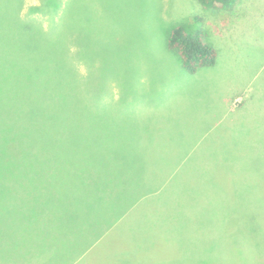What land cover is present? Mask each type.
Masks as SVG:
<instances>
[{"label": "rangeland", "instance_id": "1", "mask_svg": "<svg viewBox=\"0 0 264 264\" xmlns=\"http://www.w3.org/2000/svg\"><path fill=\"white\" fill-rule=\"evenodd\" d=\"M17 1L0 0V27L14 29ZM238 2L228 11L240 22L230 35V13L226 20L228 12L196 0L20 1L19 18L42 35L34 47L75 72L68 83L50 80L40 136L0 159L1 264L19 253L22 264H264V145H232L264 124L253 114L264 107V0ZM163 10L186 16L188 32L210 31L214 69L183 70L165 41L177 22L162 24ZM221 22L223 34L215 32ZM2 52L12 60L11 47ZM235 94L224 122L240 117L222 131L205 110L220 112ZM216 138L225 145H212ZM197 142L209 146L203 174L184 196L172 182L175 203L162 204L159 191L155 207L140 211L139 148L155 149L156 162L198 153Z\"/></svg>", "mask_w": 264, "mask_h": 264}, {"label": "trees", "instance_id": "2", "mask_svg": "<svg viewBox=\"0 0 264 264\" xmlns=\"http://www.w3.org/2000/svg\"><path fill=\"white\" fill-rule=\"evenodd\" d=\"M20 1L14 4V29L10 31L0 27V50L11 47L14 52L12 60L5 57L3 52L0 54V159L12 153L14 144L27 143L30 138L40 136L39 128L46 123V117L51 109L48 101L50 80L58 75L68 83L70 79L66 77L75 72V66L69 64L47 63L42 52L43 48L34 47L32 43L40 41L43 43L42 35L39 30L19 18ZM196 1L205 9L231 11L239 0ZM25 26L27 29L23 30ZM30 44L32 46L26 48ZM166 44L169 50L176 52L183 69L189 74L199 69L210 68L215 64L216 51L206 43L200 30L188 32L183 25H177L170 30ZM27 50L36 52L31 53ZM60 106L59 95L57 107L53 111L58 112ZM186 164L189 165L185 167ZM203 168H205L203 164L194 162L190 158L178 164L179 173L170 178L169 188L163 189L160 186V191H163L162 204H172L176 201L171 198L175 192V187L170 188L172 182L179 189V195L184 196L182 194L184 188L203 174ZM160 181L162 183L163 178H160ZM22 259L23 256L19 253L18 256L13 257V261L11 259L6 264H22Z\"/></svg>", "mask_w": 264, "mask_h": 264}, {"label": "crops", "instance_id": "3", "mask_svg": "<svg viewBox=\"0 0 264 264\" xmlns=\"http://www.w3.org/2000/svg\"><path fill=\"white\" fill-rule=\"evenodd\" d=\"M247 1H248V3L252 2V0H247ZM240 3H242V0H239L238 4H240ZM244 3H246V2H244ZM225 12H228V11H225ZM229 13L231 15V20H230V22L228 21V23L224 25V28H225V31L228 32L226 34H230V31H231V34H233V32L238 30L237 28L240 25V22H239V19H237L239 17L235 16L233 14V12H228L226 17H223V18L227 20V17H228ZM169 17L173 18L175 20V23L177 22L176 24L174 23L175 25L173 27H175L177 25H183L181 22H184V18L186 19V16H184V18H183L182 15H180L179 18H177L172 13L171 14H165V10L162 11L159 19H160V21H163L162 22V24H163V23H168ZM187 20H188V17H187ZM221 24H222L221 28L218 29V30H215V32L218 31L219 34H223L224 33V28H222L223 23L221 22ZM214 25H215V23L213 24L212 31H213ZM160 26H161V23L159 22L158 31L160 30ZM195 30L202 31L201 29H195ZM195 30H193L192 32H194ZM206 30H207V28H206ZM206 32H207V35L202 31V33H203V35L205 37V41H206V37L208 36L210 31L207 30ZM167 36H166L165 41H167ZM207 39H208V37H207ZM152 42H154L156 44H159V41H158L157 37H155V39H153ZM209 44H210V42H209ZM166 48H167V44H166ZM167 50H169V49L167 48ZM214 50H216V49H214ZM169 51H171V50H169ZM216 61H217V53H216ZM216 61H215V64H216ZM215 64L212 67L208 68V69H211V68L214 69L216 67ZM201 70L202 69H199L198 71H196L195 73L190 74V75H196V74L200 73ZM206 78H210V77H206ZM229 88L233 89V85H229ZM239 99H241V96L239 94L232 95V97L228 98V100L227 99H225V100L222 99V103H219V105L221 106V111L220 112L217 111L216 106L212 110H209V109L205 110L210 116L213 113L216 114L213 123L214 124H222V131H224L223 126L225 125V123H226V126H227L228 130L234 128L235 122H237L238 118L240 117V116L237 117V116H235V113H232L230 115V117L228 118V120L226 122H224L225 117H227V114L229 113V111L232 110L231 107L233 106V103H236L237 101H239ZM251 99H254V98H251ZM258 99H260V98H258ZM216 102L218 103V101H216ZM224 106H226V111H225V107ZM245 114L246 115H252L249 112H246ZM253 114L258 116V118H256L257 120L264 119V107H260L256 112H253ZM218 115H219V117H218ZM210 116L207 118V121H206L208 123L213 119V117H210ZM261 125H262V128L261 127L253 128V134L252 135L248 136L247 138L244 137L241 140V142H238L237 144L233 143L232 145L233 146H238V147L251 146V145L263 146L264 145V124L261 123ZM216 140L217 141H215V142L214 141L211 142L212 145H214L215 147L225 145L223 143V140H220L219 138H216ZM193 147H196V148L201 147L203 149L201 151H198V153H195V154H193L192 153L193 151L191 152V150L187 151L186 152L187 154L182 152L183 156H180V157H177V158L174 156L175 153H181V152H175V153L172 152V153H174L171 156L172 158H170V157L167 158V159L159 158L156 162L153 160V159H155V154H156L155 149L151 150L150 152H148L147 150H145V152H144V150L141 152V150L139 148V206H142V209L140 211L148 212L149 210H151V209H153L155 207V205L153 206V204L158 203V195H159V191H160V186H162L163 189H165L167 187L169 188L168 182H169L170 178L174 177L177 174V165L180 164L181 162H185V160H187V156L189 154H193V158H191L190 156L188 158L193 159L194 162H198L200 164H203V166L206 167V164H207L208 161H206L207 159L204 156H206L208 154L206 148L209 147V146L201 145L200 142H197V143H195V145ZM210 147H212V146H210ZM198 157L202 161L197 160L196 158H198ZM220 157H222V156L219 155V158ZM220 160H222V159H220ZM159 162H166L168 164L167 170L165 172H159L157 170V164ZM215 165L217 166V163H215ZM160 178H163V180H164L162 183L160 181ZM126 208L127 207H125V209ZM125 209L123 211L126 214L127 210H125ZM121 218H122L121 215L119 217H117V215H116V218L112 222L109 223L108 230L109 231H113L114 230V226L116 225L118 220H120ZM143 221H146V216L145 215L143 216ZM141 224H145V223H141ZM95 240H97V239H95Z\"/></svg>", "mask_w": 264, "mask_h": 264}]
</instances>
